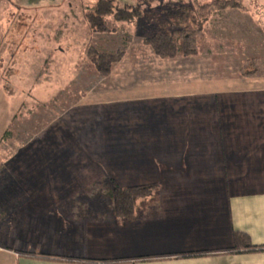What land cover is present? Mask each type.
<instances>
[{
    "label": "crops",
    "instance_id": "1",
    "mask_svg": "<svg viewBox=\"0 0 264 264\" xmlns=\"http://www.w3.org/2000/svg\"><path fill=\"white\" fill-rule=\"evenodd\" d=\"M183 86L123 83L92 94L96 102L81 106L86 119L89 107L96 111L91 116L98 133L88 129L87 136L94 138L89 140L97 143L100 126L110 128L103 137L113 160L144 162L150 171L161 168L159 177L153 172L130 182L160 184L151 209L132 222L118 219L109 194L57 193L48 187L55 180L15 162L13 175L0 176V264H264V251H229L234 232L264 247V128L250 125L248 116V127L245 122L230 130L225 120L216 130L187 128L191 110L182 111L194 106L184 98L162 99L181 96L173 87ZM118 142L128 144L122 147L127 158L117 151ZM8 163L0 164L2 173Z\"/></svg>",
    "mask_w": 264,
    "mask_h": 264
},
{
    "label": "rangeland",
    "instance_id": "2",
    "mask_svg": "<svg viewBox=\"0 0 264 264\" xmlns=\"http://www.w3.org/2000/svg\"><path fill=\"white\" fill-rule=\"evenodd\" d=\"M96 1L0 0V164L9 162L0 176L8 175L7 171L16 168L15 162H20L37 175L55 180V185L48 187L57 193L82 189L105 195L110 181L127 187L153 172L159 177V168L150 171L144 162L131 165L133 162L127 160H113L106 151L108 139L103 137L110 132L109 127H99L102 135L97 143L89 140L98 133L91 116L96 111L89 107L87 120L82 104H94L95 93L123 83L184 84L173 87L181 96L170 94L162 99L174 102L184 98L194 106L182 111L191 110V120L187 117L184 121L187 128L211 131L224 128L227 120L232 130L241 128L246 116L250 125L264 128V77L241 75L245 62L264 60V0H240L242 9L212 10L199 55L172 60L159 59L143 41L153 21L164 19L150 14L151 10L163 13L164 7H174L178 0H114L118 7L139 5L143 17L132 24L107 20L109 32L99 34L91 33L84 20V13ZM90 46L109 54L124 48L125 56L110 76L103 78L79 60V54ZM245 124L243 127H248V121ZM87 131L91 135L87 136ZM83 136L87 137L81 142ZM85 145L89 152L66 150ZM116 145L120 156L127 158L122 147L128 144ZM82 180L89 184H80Z\"/></svg>",
    "mask_w": 264,
    "mask_h": 264
},
{
    "label": "trees",
    "instance_id": "3",
    "mask_svg": "<svg viewBox=\"0 0 264 264\" xmlns=\"http://www.w3.org/2000/svg\"><path fill=\"white\" fill-rule=\"evenodd\" d=\"M178 2L179 4L174 7H164L163 13H156L154 9L150 12V14L164 16V19L159 22L153 21L155 23L143 44L150 47L154 55L162 60L199 55L212 10L243 8L240 0H210L205 3L195 0L188 5H184L183 0ZM142 17L139 5L118 7L114 0H97L84 13L88 30L95 34L109 32L107 20L132 24ZM124 56V48L109 54L98 52L90 46L79 54V60L87 63L89 70L96 72L100 77L107 78L112 73L113 67L120 63ZM241 75L248 79L263 78L264 60L252 59L245 62ZM160 188L158 183L124 187L114 180L110 181L108 194L112 203L113 216L127 222L137 220L139 215L151 209L158 201ZM232 241L233 246L229 250L231 252L264 251V247L253 246L250 237L242 232H234Z\"/></svg>",
    "mask_w": 264,
    "mask_h": 264
}]
</instances>
